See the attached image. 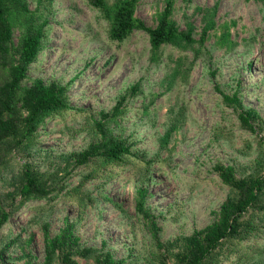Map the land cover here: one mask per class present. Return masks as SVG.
I'll return each mask as SVG.
<instances>
[{
    "label": "rangeland",
    "instance_id": "374dc122",
    "mask_svg": "<svg viewBox=\"0 0 264 264\" xmlns=\"http://www.w3.org/2000/svg\"><path fill=\"white\" fill-rule=\"evenodd\" d=\"M165 3L139 0L135 16L154 28ZM28 4L39 7L38 0ZM215 6L216 25L203 47L166 45L152 62L146 33L112 42L108 23L87 0H53L43 50L24 84H70L71 108L47 118L31 144L1 153L0 209L10 218L0 229V264H43L46 241L65 229L80 248L109 251L119 264H158L165 252L136 212L139 189L166 244L217 220L230 190L216 164L233 167L239 178L264 172V128H242L241 110L220 94H237L264 122V0H175L172 18L180 31L193 24L199 41L205 11ZM19 37L15 27L14 46ZM121 97L125 112L109 127L132 154L119 165L77 166L69 155L99 141L100 113ZM27 170L51 195L21 205L16 193ZM244 221L249 233L223 241L206 264H264V196ZM181 249L179 243L174 251ZM74 259L94 264L92 257Z\"/></svg>",
    "mask_w": 264,
    "mask_h": 264
},
{
    "label": "trees",
    "instance_id": "16d2710c",
    "mask_svg": "<svg viewBox=\"0 0 264 264\" xmlns=\"http://www.w3.org/2000/svg\"><path fill=\"white\" fill-rule=\"evenodd\" d=\"M43 1L38 0L39 7L31 11L28 0H0V166L3 161L1 153L11 147L20 149L31 144L47 118L71 108L70 84L61 85L57 82L45 84L41 79H36L29 86L24 84L29 67L36 62L43 50L47 34L48 15L53 0L46 3ZM165 1V8L159 14L156 26L151 28L135 16L139 0L113 2L87 0L108 23L107 33L112 42L121 43L134 32L146 33L151 46L152 62L160 59L161 50L166 45L180 50H188L195 44L203 47L208 33L216 25L217 6L205 11L204 27L200 40L196 41L193 38V24L187 23V30L180 31L172 18L175 0ZM15 27L20 29V37L14 46ZM226 36L229 35L224 36V39L228 40ZM137 90L139 85L132 87L133 93ZM220 94L226 105L241 110L238 118L242 128L251 132L256 131V125L264 128V122L255 110L243 109L237 94L231 96L224 92ZM123 104L124 97H121L111 111L100 113V118L95 123L99 141L90 144L81 152L69 155L77 166L95 160L107 165H119L125 156L132 154L128 141L117 139L109 127V124L117 122L125 112ZM262 146L264 149V138ZM214 170L221 182L230 190V195L220 207L217 220L204 229L171 243L161 242L159 227L146 208V192L143 189L138 190L136 212L148 225L158 249L165 252L161 253L158 264H206L223 241L246 236L251 230L250 223L244 221V217L264 196V172L259 176L239 178L233 167L221 163L216 164ZM16 195L20 197L22 205L30 200L46 199L50 197L51 191L41 177L27 170L23 173L22 183L18 186ZM9 218L10 212L0 209V229ZM179 243L183 249L175 252V246ZM168 254L171 255L173 262L170 261ZM75 255L83 258L92 257L94 264H119L109 251L80 248L75 244L68 229L46 241L43 264H78L74 259Z\"/></svg>",
    "mask_w": 264,
    "mask_h": 264
}]
</instances>
